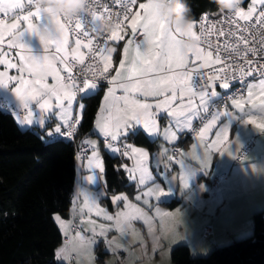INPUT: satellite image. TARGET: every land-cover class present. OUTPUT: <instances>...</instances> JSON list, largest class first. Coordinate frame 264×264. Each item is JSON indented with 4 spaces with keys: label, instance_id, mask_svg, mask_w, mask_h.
I'll list each match as a JSON object with an SVG mask.
<instances>
[{
    "label": "rangeland",
    "instance_id": "1",
    "mask_svg": "<svg viewBox=\"0 0 264 264\" xmlns=\"http://www.w3.org/2000/svg\"><path fill=\"white\" fill-rule=\"evenodd\" d=\"M250 6H254L257 13L264 8V3L262 0H256L255 5H252L250 0L243 10L247 11ZM28 7L25 0V9ZM7 22L17 21L11 18ZM22 23L23 21L20 25ZM10 39L9 36L4 37L3 43H0L1 54L7 64L13 63L9 57L13 59L17 54L13 52L15 48H9L6 43ZM259 81L251 83L253 89L251 97L245 95L230 100L225 107L217 106L202 127L203 129L206 125L212 124L203 137L200 135L201 129L195 137L180 145L182 138L179 135L169 136L168 142L173 143L175 148L159 138V147L154 153L145 147L131 144L125 138L116 141L125 147L130 145L149 153L144 165L152 174V180L146 178L143 185L139 183L141 173L138 170L134 172L127 170L134 167L136 159L130 148L126 147L129 152V156L126 157L119 149V145H111V148L106 145L104 148L98 137L88 135L85 143L92 147L87 155L90 165L87 171H84L83 161L77 164L72 205V211L75 208L80 211L81 229L71 232V217L65 219L59 215L54 216L63 236V242L58 248L62 250V254L58 257L57 250L56 261L61 264H173L171 251L177 246H188L195 257H206L218 247L249 238L253 230L248 234L238 235L235 228L230 227L229 216L232 214L230 211H236L237 207L223 206L219 196L215 194L212 182L215 174L221 172V169L228 167L224 172L226 177L229 175V169L235 162L232 161L233 148L240 137L251 132L254 134L259 129L264 130V92L260 91ZM227 90L214 86L206 89L205 91L209 93L211 91L217 93L216 96L208 98L206 110L200 106L198 95L192 97L196 109L201 111V116L208 113ZM188 95L191 97L190 92ZM236 100L242 101L241 108L235 107ZM185 105L187 109V102ZM225 112L229 115H223ZM213 117L217 119L213 121ZM225 127L229 130L227 142L214 147L216 134ZM102 150L123 159L121 169L133 187L132 192H120L111 196L107 194L104 170L100 171L101 164L104 169ZM235 169L237 172L238 166ZM90 177L94 180L90 181ZM159 189L168 191V194L160 197ZM119 196H125L127 200H116L115 198ZM136 196H140L141 199L136 200ZM127 204L135 205L143 215L136 213L135 209L126 207ZM105 212L113 219H105ZM118 213H128L130 219H122L117 226ZM57 216L63 221V226L56 219ZM207 228L212 230L213 235L204 236ZM99 247L101 250L98 252ZM99 253H102V259Z\"/></svg>",
    "mask_w": 264,
    "mask_h": 264
},
{
    "label": "snow or ice",
    "instance_id": "2",
    "mask_svg": "<svg viewBox=\"0 0 264 264\" xmlns=\"http://www.w3.org/2000/svg\"><path fill=\"white\" fill-rule=\"evenodd\" d=\"M27 5L29 7H34V11H27L26 15L22 13L25 11V0H0V14L7 15L11 13L17 22L8 23L6 19L0 18V43H3L5 35L11 37L8 41L9 48H18L21 52H18L17 55L20 59V71H27L32 76L35 77L33 80H26L23 77H7L8 80H18L19 86L15 88V96L17 99L22 102L25 108L28 107L29 102L31 100H37L40 109H46L51 107L50 99H45L43 102H40V99L47 96L49 98L55 97L57 101V106L63 108L64 102L67 101L68 106H71L73 102L77 98L76 88L77 83L75 78L72 76V66L68 63V34L73 30L72 25L74 23L75 29H81L83 25V17H77L72 21H65L56 18H49L46 15H43L42 10L33 3V0H26ZM256 0H252V5H255ZM264 3V0H262ZM137 0H122V7L124 8V19L128 20L130 17V27L132 31L133 37L138 34V27L142 29V34L145 37L144 41L136 43L135 47V57L129 62V66L126 69L128 72V79L131 80L133 77H145L149 73H159L154 79H136L134 83L124 84L121 83L119 86L124 90V95L120 97L123 101V109L117 108V112L121 113L115 117L114 122H104L101 123V118H97L96 126L99 128L102 135L106 138H110L111 141L116 142L119 140L121 136H127L131 132H134L137 126L143 125V129L148 134H152L157 129V120L154 118L153 112L151 111L153 105L142 102L140 99L135 98L130 95L131 93H139L142 96H163L164 99L160 100L156 103L155 107L158 110H167L172 108V104L177 100V90L179 89V98L181 100L184 99L185 88L187 91L191 93V97L187 100V107L193 108L195 107V101L192 97L199 96V104L203 106L206 110V106L208 103V98L216 96L217 93L215 91H211L210 93L205 91V85L202 83L198 86L199 91H194L193 86L190 83L192 81V73L197 70V67H203L204 64H200L198 66L195 65L196 61H204L208 63L212 60V52L205 53L204 49L199 45L196 46L194 52L189 53L195 59L192 61L194 67L192 69L188 68L189 63V54L187 56L180 55L177 49V45L181 41L178 37H188L194 38L198 42L203 38H207L212 35L214 32L219 36H235V32L229 31L225 33L223 29H218L216 24H213L211 28H208L203 23L201 24L200 34H197L194 29L195 22L190 21L184 30L173 29L169 22L160 18L153 11L152 0H148L146 3H139V9L143 11V16L139 11L132 14L134 6H136ZM46 11V10H45ZM256 13V8L254 6H250L247 11L243 10L242 7H239L235 13H233L234 17L239 18V20H243L245 22L251 21L253 19V15ZM217 14L221 17H227V14L217 12ZM209 13L202 14V20H205L209 17ZM32 18H35L42 23L39 28L36 24L32 22ZM93 21L97 19L95 13H92ZM256 23L253 27H259L264 29V9L260 10L258 15L255 17ZM21 21L27 22L26 31L35 34L41 44L45 46L47 49L49 44H54L55 49L52 54L42 55L40 57L29 55L25 56L22 54L24 50L31 52V49L28 48L22 42V36L25 33L24 31H19ZM224 22L223 19L217 21L216 23L222 24ZM229 24H235L237 29H239L240 25L236 19L229 18ZM50 29V33L47 34V37L41 33V29ZM116 28H121V24L117 23ZM45 32V31H44ZM85 36H88V33H84ZM111 38L113 40H121L123 39L122 35H117L116 31H113L111 34ZM238 39H242L245 45L248 44V38L241 36ZM260 47H247L246 53H250L252 55H256L258 52H264V30L260 32ZM92 41L89 39L87 44H83L79 38L75 40L76 48L73 49L72 60L78 61L80 64L84 63V54L79 51L81 47H87L91 50ZM133 44V40L129 39L127 45L123 49L124 56L127 58L129 53V46ZM146 45V51L141 52V47ZM225 46L227 48H231L232 45L227 44L225 41ZM219 51V49H217ZM96 52L100 54L103 58V73L108 71L109 65L112 60V55L115 52V48L111 47H99L96 49ZM106 53V55H105ZM5 58L0 56V64H4ZM57 62L64 66V70L67 71V82L64 77L60 75V69L56 67ZM215 63H222L219 55L216 56ZM246 63L249 65L253 64L254 61L246 60ZM9 68L17 67L16 64L8 62ZM120 68L125 69V60L122 59L120 61ZM223 71V69H221ZM241 76H251L253 75L254 70H245L240 68L237 70ZM255 71H260L261 75L264 76V65H260L258 69ZM51 76L53 80L56 82L53 85H49L46 83V78ZM220 79V87L223 89H228L230 84L228 82L227 77H217ZM236 77L233 76L232 79ZM104 79L112 85L117 80L122 79L121 73L117 72V75L109 79L107 76H104ZM243 86V85H242ZM260 91L264 92V79L259 81ZM0 87L8 88V84L5 83V74L0 73ZM98 87L97 82H92L89 79L85 78L82 83V87L79 88L81 93H87L89 89H96ZM249 97L252 96V84L248 85ZM109 94L114 93V89L109 87L107 89ZM171 92V95L168 96L166 93ZM40 99H37V98ZM108 97L105 96V100ZM236 108L242 107V101L236 100L234 101ZM81 109L84 108V105L81 103L79 105ZM184 104L178 106L177 110H168L167 115L169 117L173 115H183ZM104 109H101L103 112ZM32 113L29 111V116ZM223 115H229V113L225 112ZM192 118H196V114L193 113ZM110 119V118H109ZM217 117H213V121H215ZM32 121L29 120L28 123ZM43 123V121H41ZM177 131L182 130L184 128V122L178 120L176 122ZM212 127V124L206 125L200 132L201 137H203L204 133L208 131ZM56 133L61 132V127L57 126L55 128ZM167 135V133H166ZM173 136L177 135V132L174 131L172 133ZM229 138V130L227 127L222 129L220 132L216 134V140L213 142V146L216 147L221 143L227 142ZM111 148V144H109ZM126 147L131 149V153L136 157L135 165L132 169H127L129 172L139 171L141 173L139 183L141 185L145 184L146 178L148 180H152V174L149 172L148 168L144 165V161L148 159L149 153L141 148L132 147L127 145ZM114 151H118L119 149H113ZM217 151L219 148L217 147ZM231 153H229L230 155ZM95 156L96 153L94 152ZM124 156H129V152L126 150L123 152ZM223 155V153H221ZM159 167V165H157ZM103 166L100 165V171L103 172ZM135 179V177H133ZM90 181L94 180L93 177L89 178ZM168 194V191H164L163 189H159V196L163 197ZM116 200H127L125 196H119L115 198ZM136 200H140V196H136ZM126 207L130 209H135L136 213L139 215H143L140 209L136 208L133 204H127ZM100 214L99 212L97 213ZM104 218L107 220H112L113 217L108 215L106 212L104 213ZM56 219L60 221L61 226H63V221L60 220V217L57 216ZM128 220L130 216L128 213H118L117 214V226L120 225L121 220ZM103 234V233H101ZM62 254V250H58V257Z\"/></svg>",
    "mask_w": 264,
    "mask_h": 264
},
{
    "label": "trees",
    "instance_id": "3",
    "mask_svg": "<svg viewBox=\"0 0 264 264\" xmlns=\"http://www.w3.org/2000/svg\"><path fill=\"white\" fill-rule=\"evenodd\" d=\"M249 2L242 0L243 7ZM187 3L191 20H198L204 12H216L210 0ZM102 97L103 88L82 98L84 111L78 131L82 140L92 133ZM125 139L152 153L159 147V139L151 140L142 131L130 133ZM188 139L182 138L180 145ZM102 151L107 194L132 192L133 187L121 169L123 159ZM77 164L73 143L50 139L44 131L21 129L13 115L0 110V264H61L56 261V253L63 236L54 216L68 219L71 215ZM253 223L249 238L218 247L206 257H195L188 246H177L171 251V261L264 264V211L254 214ZM99 256L103 258L102 253Z\"/></svg>",
    "mask_w": 264,
    "mask_h": 264
},
{
    "label": "crops",
    "instance_id": "4",
    "mask_svg": "<svg viewBox=\"0 0 264 264\" xmlns=\"http://www.w3.org/2000/svg\"><path fill=\"white\" fill-rule=\"evenodd\" d=\"M146 3V2H141ZM246 7H243V9ZM35 9H32L31 11H34ZM139 11L141 13V16H143V11L139 9V3L137 2L135 12ZM134 12V14H135ZM213 14H217V11ZM194 21V31L197 32V26L198 22L197 20H190ZM32 22L37 25L39 28L41 21L32 18ZM20 31H24L25 33L22 36V42L31 49V52H28L27 50H24L22 52L23 55L29 56L34 55L37 57H40L42 55H51L52 52L55 49L54 44H49L47 49H45V46L40 43L39 38L28 31L27 29V22H23L20 25ZM117 35H122L123 39L121 40H113L112 38L109 39L106 47L115 48V52L112 55V60L109 65L108 69H114V76L117 75V72L121 73L122 79L117 80L112 85H107L103 88V97L101 104L99 106L96 118L94 120V127L92 130V133L90 136L98 137L101 142L106 138L102 135L99 128L96 126L97 124V118H101V123L104 122H114L115 117L117 115H120L121 113L117 112V108L123 109V101L119 99L122 97L125 93L124 90L119 86L121 83L129 84L134 83L136 79H154L159 73H149L145 77H133L131 80H129L128 72L126 69L129 66V62L135 57V47L136 44L133 42L131 46H129V53L127 58L124 56L123 49L127 45V42L129 39L133 38L131 27H130V20L127 22L124 29L119 30L116 29ZM142 33V29L138 27V33ZM41 33L44 34L47 37V33L44 32L41 29ZM7 37V35H5ZM181 40L188 39V37H178ZM145 37L142 34V37L139 42L144 41ZM8 43V42H6ZM76 48L75 43L70 39L68 35V45H67V52H68V59L72 58L73 49ZM147 46L144 45L141 47V52L146 51ZM80 52H82L85 56V47H81L79 49ZM205 53L208 51L204 50ZM13 52H21L20 49L15 48ZM106 55V53H105ZM0 56L3 57V54H1V46H0ZM9 59L12 60L13 64H16L17 67L9 68L8 64L5 62L4 64H0V73L5 74V83L8 84V88L6 87H0V98L3 99L8 105L14 106L15 108L19 110H24L25 114L24 116L20 117L18 115H14V119L16 120L18 126L21 129H31L35 130L37 132H46V134L49 136L52 135H58L59 133L55 132V128L57 126L61 127V131L65 128H67L73 119H77L79 122L82 120L83 111L84 108L81 109L79 105L82 102L83 97L91 96L98 92L102 87L98 86L96 89H89L87 93H81V96L76 98V100L73 102L71 106H68L67 101L64 102L63 108H60L57 106V101L55 97H43V99H40L39 97L37 99H40V102L42 103L45 99H50L51 107L46 109H40L39 104L37 103V100H31L29 102V105L27 108H25L20 102L17 97L15 96V88L19 86L18 80H8L7 77H23L26 80H33L35 79L34 76H32L27 71H20V59L19 56L16 54L15 57H9ZM124 59L125 60V69L120 68V61ZM195 58L192 57L189 54V63L188 68L192 69L194 67L192 61ZM216 56L212 54V60L208 63H205L204 61H196L195 65L198 66L200 64H204L203 67H197L198 70L206 69L209 67H212L218 63H215ZM100 60L103 64V58L100 55ZM2 65V66H1ZM56 67L60 69V75L62 77L64 70V66L61 65L59 62H57ZM46 83L50 86L55 84L56 82L53 80L51 76H48L46 78ZM191 83V82H190ZM109 87H112L114 89L113 94H109L107 89ZM220 89L219 87H216ZM251 91L253 93V89L251 88ZM249 88H247L246 96L248 97ZM187 88H185V95L184 99L181 100L179 98V89L177 90L178 98L177 100L172 104L171 109L167 110H158L156 109L155 105L158 101L163 100V96H142L139 93H131L130 95L134 96L137 99H140L142 102H147L151 105H153L151 111L153 112L154 118L157 120V129L154 133L148 134L143 129V125L137 126L134 132L142 131L144 132L149 138L154 137L156 139H163V141L166 144L172 145L174 147L173 143L171 144L168 142V137H172V133L174 131L177 132V135L180 136V138H184L188 135V133L191 131V129L194 127L195 123L200 119L201 114L200 110L193 109V108H185V103L187 102L188 98L190 97L188 95ZM166 95L170 96L171 92L169 91L166 93ZM105 96L108 97L107 100H105ZM184 104L185 107L183 108V115L177 114L169 117L167 115L168 110H177L178 106ZM84 105V104H83ZM104 109L103 112H101V109ZM29 111H31L32 115L29 116ZM193 113L196 114V118H192ZM17 117V118H16ZM110 118V119H109ZM31 120V123H28V121ZM178 120H181L184 122V128L182 130L177 131L176 122ZM43 121V123H41ZM167 133V135H166ZM247 133L246 135H243L240 137L238 143L233 148V165L229 169V172L223 181L219 183L218 186L214 185V180L219 175L226 174L224 172L225 169H221V172L215 174V178L212 182L213 188L215 189L216 196L220 198V201H222L223 206H229L231 205L237 207L236 211H230L232 213L229 218V223L231 228H235V231L238 233V235H242L244 233L251 232L254 227L253 223V216L256 212L264 211V130L259 129L258 131L254 132V134ZM129 135V134H128ZM127 135V136H128ZM87 137V136H86ZM83 138L82 142L85 143V138ZM103 137V138H101ZM126 136H121L119 140L124 139ZM251 138H255V144L252 150H250L246 156L242 160H238V157L242 151V149L245 147V145L250 141ZM121 143V142H120ZM119 143V144H120ZM89 145V144H86ZM103 145V144H102ZM109 145V144H108ZM112 145V144H111ZM91 146V145H89ZM106 145H103V147ZM92 148V147H91ZM105 148V147H104ZM175 148V147H174ZM121 150V148H119ZM122 151V150H121ZM232 163V162H230ZM90 165V159L88 157L85 158L83 161V167L84 171H87V167ZM238 166V171L236 172V167ZM78 205V204H77ZM75 257H73L74 259ZM78 259V258H77Z\"/></svg>",
    "mask_w": 264,
    "mask_h": 264
},
{
    "label": "built area",
    "instance_id": "5",
    "mask_svg": "<svg viewBox=\"0 0 264 264\" xmlns=\"http://www.w3.org/2000/svg\"><path fill=\"white\" fill-rule=\"evenodd\" d=\"M35 3V1L33 2ZM240 7L243 8L241 3ZM32 7H28L22 13L25 15L27 11L31 10ZM136 6L133 8L132 14L135 12ZM264 9V8H262ZM260 9V10H262ZM259 10V11H260ZM259 11L253 16L251 21L245 22L243 20H239V18L234 17L233 13H227V17H221L219 15L209 13V17L205 20H202V14L199 16L197 22V30L198 34H200L201 24L203 23L208 28H211L213 24H216L218 29H223L225 33L229 31L235 32V36H219L217 33H213L207 38H203L198 42L199 45L206 51L212 52L214 56L219 55L222 63H218L212 67L196 70L192 73V81L191 84L195 91H199L198 86L200 84L205 85V89H209L211 87H220V79L217 77H227L230 87L227 91H224L222 98L214 104L208 113L203 114L200 119L195 123L194 127L188 133V137H195L198 132L202 129L204 123L211 116L213 111L217 106L225 107L228 102L234 98L244 97L247 93L248 85L253 81L264 79V76L261 75L260 71H255L259 68L260 65H264V52H258L256 55H252L250 53H246L247 47H260V32L264 29L259 27H253L255 25L256 20L255 17L258 15ZM92 13H95V16L100 19H109L115 20L117 23L121 24V28H114V30L119 29L122 30L125 28L127 22L130 20L124 19V8L122 7V0H92V11L90 14H84L83 17V25L81 29H75L74 23L72 25L73 30L69 32L70 39L75 43V40L79 38L83 44H87L89 39L92 41L91 50L85 47V56L84 63L80 64L78 61L72 60V58L68 59V63L72 66V76L75 78L77 83L76 94L78 97L81 96V92L79 88L82 87L83 80L85 78L89 79L92 82H97L98 86L104 88L109 83L104 79V76H107L111 79L114 75V69H108L106 73L101 75L103 70V64L100 60V54L96 52V49L99 47H104L109 39L111 38V32L101 33L96 30L98 21L97 19L93 21ZM206 13V12H204ZM0 18L10 20L14 18L13 15H4L0 14ZM236 19L240 25L239 29H237L235 24H229L228 19ZM223 19L224 22L222 24L216 23L217 21ZM75 20V19H74ZM87 32L88 36H85L84 33ZM241 34L248 38V44L245 45L242 39H238ZM142 37V33H138L135 37L132 38L133 42L136 44L140 41ZM225 41L227 44L232 45L231 48H227L225 46ZM219 49V51H217ZM246 60L254 61L253 64L249 65L246 63ZM243 68L245 70H254L253 75L251 76H241V74L237 71L238 69ZM223 69V71H221ZM67 71H64L62 77L65 78L67 82ZM235 76V79L232 77ZM243 85V86H242ZM0 110L10 114V115H18L20 117L24 116L25 111L19 110L14 106L8 105L3 99L0 98ZM80 122L77 119H73L71 124L63 129L58 135L49 136L50 139H63L67 142H71L76 147V160L84 161L87 157L88 153L92 150L91 146L86 145L82 142V139L78 137ZM103 145L112 144L115 146L119 145V148L124 152L126 151V147L123 144H119L116 142H112L110 138H105L102 141ZM255 144V138H251L250 141L245 145L242 149L238 160H242L246 154L253 149ZM226 178L225 174L219 175L214 180V185L218 186L219 183ZM71 232H76L81 229L80 224V211L78 208L73 209L71 211ZM213 235V232L210 228H207L204 232V236L209 237Z\"/></svg>",
    "mask_w": 264,
    "mask_h": 264
},
{
    "label": "clouds",
    "instance_id": "6",
    "mask_svg": "<svg viewBox=\"0 0 264 264\" xmlns=\"http://www.w3.org/2000/svg\"><path fill=\"white\" fill-rule=\"evenodd\" d=\"M215 5L216 11L221 13H235L242 0H210ZM43 15L49 18L59 17L65 21H72L92 11V0H35ZM153 11L160 18L169 22L173 29L184 30L191 20V8L187 0H152ZM46 10V11H45ZM96 30L101 33L111 32L116 27L115 20L100 19L97 17ZM48 34L50 29L45 28ZM198 41L194 38L181 40L177 45L180 55L187 56L194 52Z\"/></svg>",
    "mask_w": 264,
    "mask_h": 264
}]
</instances>
